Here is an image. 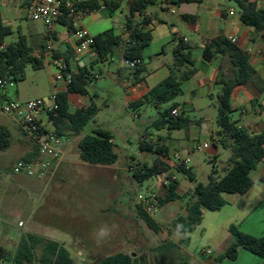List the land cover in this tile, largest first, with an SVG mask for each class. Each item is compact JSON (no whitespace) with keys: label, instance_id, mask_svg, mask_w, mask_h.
<instances>
[{"label":"crops","instance_id":"0c3cea01","mask_svg":"<svg viewBox=\"0 0 264 264\" xmlns=\"http://www.w3.org/2000/svg\"><path fill=\"white\" fill-rule=\"evenodd\" d=\"M76 1L85 3L90 7V10H88L80 23V28L88 37L92 38L99 33L111 30L115 36L123 39L127 38L124 24L128 17L129 4L134 0ZM249 1L253 2L259 9L264 8V0ZM111 2L118 4L113 10H110L108 6ZM28 3L29 0H0V21L3 26L10 28V36L14 37L13 42L19 34L23 35L34 56L40 59L41 68L45 65L47 67L50 65L55 66L47 55V48L49 47L51 58L64 61L70 70L75 69L79 60H82L84 65L90 68L91 74L97 77L96 81L105 75L113 76V80L122 87L124 94L123 106L133 111L135 117L138 116L140 110L153 106L142 105L140 108L132 110L129 106L130 103L140 99L151 88L167 77L169 73L168 65L172 61V49L179 38L190 44L191 59L196 71L190 79L181 83V94L175 98V108L179 114H184L185 112L195 113L201 112L208 101L216 103V95L220 90L217 80L228 78L232 73V67L228 57L220 54H213L209 60H206L203 56V49L212 39L218 36L225 38L235 37L237 39L235 46L246 53L248 62L254 71V77L247 85L237 86L232 90L230 102L234 112L231 118L236 127L242 128L250 134H259L264 131V34L254 30L252 27L241 24L238 10L230 6L225 0H202L200 3H182L180 5L156 0L153 5L148 6L139 16H135L133 18L134 22H144V30L151 35L150 43L141 52V66L144 68V73L143 78L139 81H134L130 70L123 65L122 61L124 58L121 50L118 51V63L115 71H109L107 66L113 63V54L101 60H97L96 54L92 49L82 55L78 54L76 50L77 42L72 38L71 30L67 27L66 20L65 22H59V19L54 25L52 33L48 34L40 21L29 20L26 17ZM229 11L233 12L232 16L228 14ZM182 16H193L195 21L186 22L182 19ZM247 50H250V52H247ZM95 68H98V72L94 71ZM88 87L87 95L67 93L69 113L86 108L91 101L95 104L94 98L96 99L97 95L93 94L91 96ZM66 90L67 85L59 84L55 87L53 86L52 92L61 94L66 92ZM159 108L154 109L158 112L161 111ZM184 116L189 119L188 127L181 129L186 140L184 156H190L193 153L192 146L194 143H199V138L201 137L205 139L202 143H208L209 148H212L209 161L213 164L224 163L226 165L228 158L225 162L219 161L220 150L224 149L214 146L218 128L214 129L205 119L191 120L187 115L184 114ZM10 120L13 123L16 135H13L10 128L6 125H0L6 127L10 133L9 147L4 151H0V163L10 159L8 166H0V247L12 252L16 248L21 235L31 234L62 245L68 250L73 264H90L95 256L116 246L115 235H111L110 232L98 235H92L84 231L66 233L53 229L46 220L41 218L32 219L30 216L25 215V211H12L6 207L8 200L13 203L20 200L17 199V193L9 197L4 196L5 192L2 186L5 182L10 184L9 182L13 181L18 193L25 195L28 192V186H33L28 185L27 181L31 184L37 182L35 179L12 174L11 167L18 161L34 162L41 157V154L36 149L37 147L21 133L11 118ZM162 130L166 131V133H158L155 138L156 140L161 138V144L166 146L165 144L170 140L172 131ZM145 136L141 135L138 142L144 140ZM67 138L69 141V137ZM78 141L76 143L77 152H71L74 154L72 158L68 157L66 146L63 161L54 176L45 183L51 187V191H59L61 186L73 177L102 175L107 179L106 173H108L109 180L111 178L115 182L118 173H120L117 168L110 167L111 165L100 166L82 162L78 155ZM111 141L114 146L113 139ZM176 153L178 152L174 154ZM170 167L167 174L151 179H154V184L162 179V186H164L169 182L168 179L174 177V180L178 181V192V189H180L179 178L186 177L179 169H173V161H170ZM213 170H216L218 175L223 174V172L219 173V169L215 167H213ZM3 175L9 176L10 181H6L2 177ZM263 175L264 157L249 174L252 186L248 192L243 195L222 193L221 198L225 204L218 210L228 209L229 212L236 210L238 217L237 230L256 238L264 237V182H260V178ZM186 188L191 190L193 187L186 186ZM178 194L180 193L178 192ZM99 198V195L97 197L77 195L74 200L75 209L81 211L83 217H86L91 222L101 220L102 215L108 210V205L101 204ZM19 223H22L21 227H18ZM172 243L175 244L174 242ZM245 251L243 248L237 249L238 256L241 255L246 264H264L263 259L253 254L251 255L252 257H248V255L243 253ZM208 254H210L209 250L202 253V255Z\"/></svg>","mask_w":264,"mask_h":264},{"label":"trees","instance_id":"16d2710c","mask_svg":"<svg viewBox=\"0 0 264 264\" xmlns=\"http://www.w3.org/2000/svg\"><path fill=\"white\" fill-rule=\"evenodd\" d=\"M238 7V16L241 24L252 27L264 34V8L259 9L249 0H233ZM106 3V1H104ZM156 0H134L129 4L128 17L125 20L124 29L127 38L115 36L111 30L104 31L92 37L90 49H92L97 60L110 57L115 51L121 50L124 59L141 60V52L151 41V35L144 30L145 23H136L133 18L139 16L148 6L153 5ZM168 3L180 5L182 3H200L202 0H167ZM86 12L90 7L85 3L78 2ZM109 9H115L118 4L111 2ZM186 22H194L193 16H182ZM65 22L62 16L59 22ZM67 27L69 28L67 22ZM11 35L10 28L3 26L0 21V40ZM191 46L177 39L172 49V61L168 65V75L165 79L151 88L144 96L130 103V109L136 110L142 105H152L158 109L161 105L171 102L167 108L158 111L151 122V127L156 130L167 131L186 129L189 119L180 113L172 117L169 113L176 107L173 102L181 94L180 85L195 74L194 63L191 59ZM213 54L227 56L232 73L228 78L218 79L220 90L216 95V125L218 131L214 146H219L229 151L230 155L223 169V174L218 175L216 170L210 172L207 183L196 182L195 175L190 168L179 167L180 172L194 186L187 194H178V181L169 180L163 186L164 193L157 198L158 206L161 207L177 200L186 199L185 215H179L172 219L171 227L181 237V242H186L188 234L195 225L201 222L203 211L215 212L220 210L225 202L221 198L222 193L243 195L252 186L249 174L264 157V131L259 134H250L242 128L236 127L231 118L234 112L231 107L230 96L232 90L237 86L247 85L254 77V71L248 62L246 53L230 43L225 37L218 36L212 39L203 49V56L209 60ZM30 65L33 69L42 67L41 61L34 56L26 38L19 34L14 42L7 44L4 51L0 52V77L8 75L12 77L15 84L24 80L25 68ZM134 81L143 78L144 68L140 65L129 69ZM94 76L90 68H78L71 83L64 93L58 94L59 109L53 119L57 134L70 137L78 135L84 126L96 115L97 107L94 102L84 108L68 112L67 93L87 95V87L92 83ZM112 135L110 132L96 128L89 134H84L78 141L79 159L87 164L109 166L115 163L117 155L113 150ZM139 150L153 154L155 157L151 164H138L133 168L132 178L139 184L153 177L167 174L170 170V159L168 148L161 144V138L155 142L140 140ZM10 145V133L6 127L0 126V151L6 150ZM37 149V148H36ZM38 150V149H37ZM27 160V159H26ZM264 182V175L260 178ZM138 216L146 226L153 232H158V227L153 219L147 217L141 208L136 206ZM230 243L224 251L215 258V262L222 260L234 261L237 257V249L243 248L247 252L264 260V237L256 238L242 233L231 225L228 228ZM170 241L161 244L157 249L174 247ZM36 251H38L36 253ZM148 256L131 257L125 253L103 257L98 264H139L147 263ZM73 264L72 258L66 248L57 242L46 240L35 235H21L16 248L9 252L0 247V264Z\"/></svg>","mask_w":264,"mask_h":264},{"label":"rangeland","instance_id":"374dc122","mask_svg":"<svg viewBox=\"0 0 264 264\" xmlns=\"http://www.w3.org/2000/svg\"><path fill=\"white\" fill-rule=\"evenodd\" d=\"M234 9L238 10L237 4L233 0H225ZM14 37H5L4 42L9 44L13 42ZM113 63L107 66L109 71L114 72L118 63V51L112 55ZM98 72V68L94 69ZM58 73L56 66L46 65L41 69H33L30 65L25 68L24 80L15 84L13 88H7L5 91L0 89V108L3 104V95L6 98H15L19 101L46 99L52 93L53 79ZM89 94L97 95L95 104L98 108L94 119L90 121L78 136H70L66 143L67 155L71 157L77 152L76 143L84 134H89L93 129L101 128L112 134L114 150L117 160L110 167L117 168L118 173L115 182H113L108 173L106 177L101 176H79L73 177L61 186L59 191H51L45 180H36L35 184L27 181L28 192L18 193L15 183L9 182L2 186L5 192L4 196L9 197L17 193L18 202H6V207L12 211H25L26 216L32 219L41 218L46 220L53 229L72 233L75 231H84L92 235L107 234L115 235L116 246L103 251L100 255L93 258L90 264L98 262L106 255L116 253H125L132 257L143 255L148 256L151 264H246L244 258L237 254L234 261L222 260L215 263V258L220 255L230 243V234L228 226L232 224L238 229L237 212L228 209L211 212L203 211L201 222L195 225L188 234L186 242L180 241V235L171 227V221L179 215L185 214L186 199L177 200L168 203L158 209L152 218L158 227V232H153L146 226L144 221L138 216L136 206L138 205V195L145 190L151 191L158 198L164 193L162 179L154 184V179H149L144 183H137L132 178L129 168H136L138 164H151L154 155L139 150L138 140L142 135L145 141L155 142L158 133L166 131H157L151 127V121L156 117L157 111L151 107H145L134 116V112L123 106V91L119 83L113 80V76H104L98 81H94L88 87ZM173 102H176L174 99ZM170 103L162 105L159 110L167 108ZM191 120L205 119L214 129H216V103L207 102L201 112H185ZM0 125H6L10 128L13 135L16 131L10 118L4 115L0 110ZM205 139L199 138V143ZM170 161H174L175 152L181 156L185 154L186 140L182 130L172 131L170 140L166 142ZM69 147V149H68ZM73 152V153H71ZM212 154V148L201 151H194L188 156V167L195 175L196 182L206 184L207 178L213 167L223 172L224 163L213 164L209 161ZM230 153L227 150H220L219 161H226ZM10 159L0 163V166L9 165ZM6 181L9 176H2ZM109 180V181H108ZM194 182H189L186 178H179L178 192L180 194L188 193L187 187H193ZM80 195L100 196L101 204L108 205V210L102 215L101 220L94 222L83 217L81 211L75 209V197ZM15 196V195H14ZM16 197V196H15ZM9 199V198H8ZM236 213V214H235ZM233 216V217H232ZM19 227V226H18ZM166 241L174 242V247H164L157 249ZM209 250L210 254L202 255ZM245 251V250H244ZM38 251H36L37 253ZM248 257L250 253L243 252ZM76 262V260H75ZM37 264V263H36Z\"/></svg>","mask_w":264,"mask_h":264},{"label":"built area","instance_id":"2783aa9c","mask_svg":"<svg viewBox=\"0 0 264 264\" xmlns=\"http://www.w3.org/2000/svg\"><path fill=\"white\" fill-rule=\"evenodd\" d=\"M166 3L167 0H161ZM86 10L78 5L76 0H29L26 7V17L29 20L40 21L46 30V33L51 34L54 25L64 16L71 30V36L76 40V50L78 54H84L90 49L92 38L88 37L80 28L82 18L86 14ZM230 16L233 15L229 11ZM230 43L236 44L235 37L226 38ZM7 44L4 40H0V52L4 51ZM250 52V50H247ZM47 55L58 68V73L53 79V86L59 84L69 85L73 76L77 73L78 68L84 67L82 60H79L77 67L73 70L67 68L64 61L51 58L49 47ZM123 65L132 69L141 64L140 59L129 60L123 59ZM94 81L97 77L94 76ZM15 82L12 77L4 75L0 77V89L5 91L7 88H13ZM58 94L50 93L46 99H36L19 101L15 98H6L3 95V104L0 108L1 112L10 117L21 131V133L34 144L41 157L34 162L18 161L11 167V173L14 175H22L30 179L49 181L56 173L59 165L63 161L65 155L66 143L68 138L57 134L53 119L59 109ZM172 117L179 115L176 108H173L170 113ZM209 148L208 143H194L192 151H201ZM173 169L178 170L180 166L188 167V156H181L176 153L173 155ZM130 172L133 168H129ZM174 180V177L170 178ZM138 206L143 213L153 218L158 209V200L154 193L145 190L140 192L138 197ZM19 227L22 223L18 224Z\"/></svg>","mask_w":264,"mask_h":264},{"label":"water","instance_id":"95a60500","mask_svg":"<svg viewBox=\"0 0 264 264\" xmlns=\"http://www.w3.org/2000/svg\"><path fill=\"white\" fill-rule=\"evenodd\" d=\"M132 257H134V255H132ZM139 264H151V262L148 261L147 263H139Z\"/></svg>","mask_w":264,"mask_h":264}]
</instances>
